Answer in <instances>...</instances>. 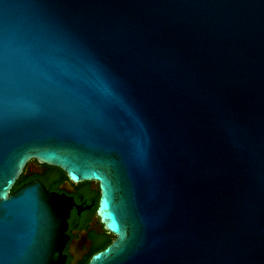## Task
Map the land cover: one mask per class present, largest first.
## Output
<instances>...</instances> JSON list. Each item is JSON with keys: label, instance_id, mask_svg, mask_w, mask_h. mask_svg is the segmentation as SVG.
<instances>
[{"label": "water", "instance_id": "95a60500", "mask_svg": "<svg viewBox=\"0 0 264 264\" xmlns=\"http://www.w3.org/2000/svg\"><path fill=\"white\" fill-rule=\"evenodd\" d=\"M31 161L98 184L87 264H264V0H0V264H64Z\"/></svg>", "mask_w": 264, "mask_h": 264}, {"label": "flooded vegetation", "instance_id": "af4514ba", "mask_svg": "<svg viewBox=\"0 0 264 264\" xmlns=\"http://www.w3.org/2000/svg\"><path fill=\"white\" fill-rule=\"evenodd\" d=\"M22 174L26 176L22 184L39 180L48 191L60 194L71 201L72 206L64 232L67 239L62 249L64 264H80L85 257L89 256L88 259H90L94 253L103 250L115 240V235L103 230L96 216V209L94 214H91L93 203H87V197L92 192L100 195L96 182H82L88 185L81 188L78 185L82 183L68 186L67 181H58L55 173L47 171L43 165L35 161L26 165ZM93 183H96L95 187ZM106 242L104 247L91 253L92 250Z\"/></svg>", "mask_w": 264, "mask_h": 264}, {"label": "trees", "instance_id": "16d2710c", "mask_svg": "<svg viewBox=\"0 0 264 264\" xmlns=\"http://www.w3.org/2000/svg\"><path fill=\"white\" fill-rule=\"evenodd\" d=\"M43 166L47 169V171L55 173L57 175V177H58V181H62V180L63 181H67V178H66L65 173L63 171H61L60 169H58L56 167L46 166V165H43ZM25 177L26 176L24 174H21L20 175V177L17 179V181H16V183H15V185L13 187V190H15L16 188H18L19 186L22 185V183L25 180ZM87 185H88V183H82V184H79L78 187L81 188V187L87 186ZM90 202L93 203V208L91 210V214L93 215L95 209L97 210V207H98L99 193H96V192L93 193L92 192L91 194H89V196L87 197V203H90ZM106 244H107V242L106 243H103L98 248L92 250L91 253H93V252L97 251L98 249L104 247ZM88 258H89V256L88 257H85L80 264H87V262L89 260Z\"/></svg>", "mask_w": 264, "mask_h": 264}, {"label": "rangeland", "instance_id": "374dc122", "mask_svg": "<svg viewBox=\"0 0 264 264\" xmlns=\"http://www.w3.org/2000/svg\"><path fill=\"white\" fill-rule=\"evenodd\" d=\"M32 162V161H31ZM32 165H33V163H32ZM93 186L95 187L96 186V183H93Z\"/></svg>", "mask_w": 264, "mask_h": 264}]
</instances>
